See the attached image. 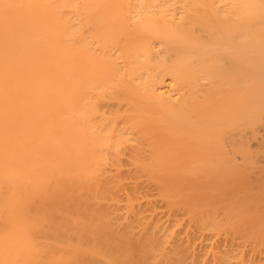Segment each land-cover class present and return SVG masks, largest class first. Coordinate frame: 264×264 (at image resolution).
<instances>
[{
  "label": "bare ground",
  "instance_id": "obj_1",
  "mask_svg": "<svg viewBox=\"0 0 264 264\" xmlns=\"http://www.w3.org/2000/svg\"><path fill=\"white\" fill-rule=\"evenodd\" d=\"M0 264H264V0H0Z\"/></svg>",
  "mask_w": 264,
  "mask_h": 264
}]
</instances>
